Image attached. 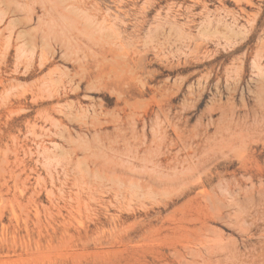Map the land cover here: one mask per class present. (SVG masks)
<instances>
[{"label":"rangeland","instance_id":"rangeland-1","mask_svg":"<svg viewBox=\"0 0 264 264\" xmlns=\"http://www.w3.org/2000/svg\"><path fill=\"white\" fill-rule=\"evenodd\" d=\"M0 264H264V0H0Z\"/></svg>","mask_w":264,"mask_h":264}]
</instances>
